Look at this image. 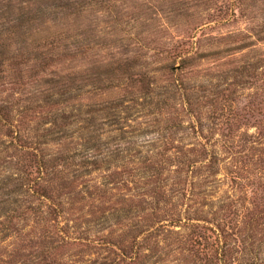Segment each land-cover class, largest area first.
Segmentation results:
<instances>
[{"label":"trees","instance_id":"obj_1","mask_svg":"<svg viewBox=\"0 0 264 264\" xmlns=\"http://www.w3.org/2000/svg\"><path fill=\"white\" fill-rule=\"evenodd\" d=\"M73 1H46L34 12L19 8L16 24L1 25L0 38L7 32L21 37L37 13L69 9L77 4ZM263 32L260 27L258 38ZM1 47L0 235L23 233L18 225L29 214L33 222L31 234L25 233L28 243L13 246L0 264H143L142 256H149L143 250L157 247L149 251L161 252L158 246L168 237L175 242L166 248L186 252L190 264H264V69L234 70V88L247 83V77L251 88L260 91L236 107H217L212 99L211 111L202 116L194 100L176 98L182 83L175 78L156 94L164 95L157 103L129 107L114 102V111L99 123L94 117L98 109L83 110L88 105L78 101L81 74L48 71L51 57L23 56L22 47L17 69H4ZM27 59L33 62L29 90L21 69ZM41 82L42 89L36 87ZM214 87L217 97L221 91ZM130 110L154 116L152 142L140 140L145 131L124 129L136 120ZM191 135L193 141L186 143ZM138 140L143 144L138 148H150L133 149ZM100 170L105 172L102 186L92 177ZM221 183L227 188L216 198L215 211L204 210L212 206L207 198L215 197L208 187ZM119 185L131 193L111 202L107 192ZM71 212L79 216L68 219ZM83 216L89 218L70 225ZM38 227L42 232L34 235ZM71 245L93 251L71 260L55 253Z\"/></svg>","mask_w":264,"mask_h":264},{"label":"rangeland","instance_id":"obj_2","mask_svg":"<svg viewBox=\"0 0 264 264\" xmlns=\"http://www.w3.org/2000/svg\"><path fill=\"white\" fill-rule=\"evenodd\" d=\"M46 1L48 4L51 2L0 0V27L16 24L13 19L23 7L34 12ZM77 4L69 9H43L42 14L37 13V18L30 21L29 27L23 28L21 37L14 32L3 34L0 43L6 59L4 69H17L15 61L23 59L19 58L20 51L27 57L34 54L44 57L46 54L53 59L50 62L52 65L47 66L48 71L81 74L78 84L83 90L78 101L88 105L83 110L98 109L94 117L99 123H103L100 121H105L114 111L111 108L114 102L122 101L129 107H134L135 103H157L164 95L156 94L162 92V87H169L175 82V78L178 79L176 83H182L176 98L179 101L182 98L194 100L196 111L202 116L211 111L209 103L212 99L218 101L217 107L232 108L260 93L251 88L250 78L244 77L247 83L241 84V87L234 88L231 83L235 69H264V40H261L264 32L260 34L261 38L257 36L258 29L264 28V0H77ZM32 12L29 17H34ZM19 47H22L20 51ZM25 62L27 64L21 69H24V88L29 90L33 86L29 79L33 62H28V59ZM174 69L180 70L173 72ZM95 76L99 82L94 79ZM41 83H37L36 87L42 89ZM215 85L221 91L217 97L212 95ZM149 89L154 92L149 94ZM151 110L155 117L160 118L154 107H150ZM128 112L132 114L134 110ZM136 112L131 117H136V120L129 121L130 127L124 129L135 130L134 134L145 131L140 140L152 142L150 131L155 127L154 116L145 115L144 111ZM101 127L107 129L104 125ZM117 134L119 132L112 133ZM193 139L192 135L189 136L186 143ZM141 145L138 140L132 148L143 152L150 148L145 144L138 148ZM104 173L100 170L92 175L99 186H102ZM106 187L111 188L110 185ZM212 187H208L207 191L215 197L198 199L202 203L203 199L211 202L209 205L212 206L204 207V210L212 208L215 211L216 198L227 188L222 183L219 187ZM130 193L119 185V189L108 191L107 196L108 200L116 203L122 197H129ZM108 206L100 204V208ZM77 216V212L66 215L68 219ZM88 218L80 217L70 225L81 224ZM20 222L18 227L24 228L23 233L16 237L14 232L9 237L0 235V259L13 246L28 243L25 233L31 234L33 217L29 214ZM112 227L116 229L115 226L110 229ZM40 231L41 227H38L34 235L40 234ZM174 242V237H168L163 244L160 243L158 250L162 249L161 252L149 251L157 247L143 250V255L149 256H142L140 261L143 264H190L192 258L186 252L173 251L172 246L166 248ZM89 249L71 245L59 248L55 253L71 260L86 258V254L93 251ZM157 258L163 261L154 262Z\"/></svg>","mask_w":264,"mask_h":264}]
</instances>
